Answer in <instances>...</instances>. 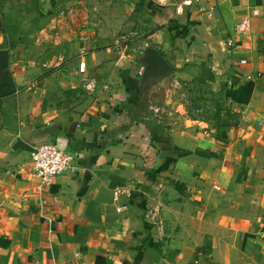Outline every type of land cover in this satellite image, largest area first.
<instances>
[{"label": "crops", "instance_id": "0c3cea01", "mask_svg": "<svg viewBox=\"0 0 264 264\" xmlns=\"http://www.w3.org/2000/svg\"><path fill=\"white\" fill-rule=\"evenodd\" d=\"M20 1L0 0V264H264V0ZM148 48L171 71L145 79ZM50 142L76 168L42 187Z\"/></svg>", "mask_w": 264, "mask_h": 264}, {"label": "built area", "instance_id": "2783aa9c", "mask_svg": "<svg viewBox=\"0 0 264 264\" xmlns=\"http://www.w3.org/2000/svg\"><path fill=\"white\" fill-rule=\"evenodd\" d=\"M69 12L62 10V18L68 16ZM211 15V11L209 12ZM259 11H253V15H258ZM249 30V21L244 20L235 28L236 34H244ZM228 49L233 50L236 47L234 39L226 41ZM246 60L241 61V65H247ZM259 77L261 74L258 75ZM252 78V76H248ZM77 156L73 151L66 150L60 145L50 142L34 147L32 151V174L39 180L42 187H50L55 179L68 171L76 168ZM118 193H116L117 195ZM124 209V208H123ZM122 210V209H120ZM150 217L158 219L156 212H150Z\"/></svg>", "mask_w": 264, "mask_h": 264}, {"label": "rangeland", "instance_id": "374dc122", "mask_svg": "<svg viewBox=\"0 0 264 264\" xmlns=\"http://www.w3.org/2000/svg\"><path fill=\"white\" fill-rule=\"evenodd\" d=\"M14 2V5H24L22 1L20 0H12ZM26 5H32L31 1L26 0ZM9 53L0 51V94L7 91V87L9 86V90H12V88L15 85L13 72L10 70V65L8 61V55ZM264 170H258L256 169V172L254 173V176L257 178L262 177L264 179Z\"/></svg>", "mask_w": 264, "mask_h": 264}, {"label": "water", "instance_id": "95a60500", "mask_svg": "<svg viewBox=\"0 0 264 264\" xmlns=\"http://www.w3.org/2000/svg\"><path fill=\"white\" fill-rule=\"evenodd\" d=\"M143 63L145 64V71L143 73V77L145 79H148V77L152 74L161 76L171 71V67L168 65L166 60L154 48H148L145 51Z\"/></svg>", "mask_w": 264, "mask_h": 264}, {"label": "trees", "instance_id": "16d2710c", "mask_svg": "<svg viewBox=\"0 0 264 264\" xmlns=\"http://www.w3.org/2000/svg\"><path fill=\"white\" fill-rule=\"evenodd\" d=\"M13 90H14V87L12 88V90H9L11 93L10 94H12L13 93ZM9 91H6V92H9ZM226 111V115H227V118H230V120H238L237 118H238V116L236 115V114H233V113H231V111H230V109H226L225 110ZM217 115L219 116L220 115V111H218L217 112ZM226 125H228V122L227 121H224L223 122V126H220L219 127V131H221L222 133L224 132V127L226 126Z\"/></svg>", "mask_w": 264, "mask_h": 264}]
</instances>
